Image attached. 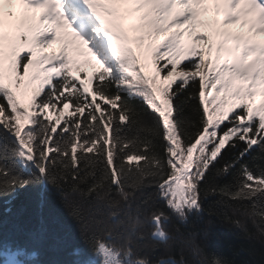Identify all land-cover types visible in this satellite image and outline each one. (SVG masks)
I'll use <instances>...</instances> for the list:
<instances>
[{"label":"snow or ice","instance_id":"obj_1","mask_svg":"<svg viewBox=\"0 0 264 264\" xmlns=\"http://www.w3.org/2000/svg\"><path fill=\"white\" fill-rule=\"evenodd\" d=\"M257 37L264 0H0V264H264Z\"/></svg>","mask_w":264,"mask_h":264},{"label":"trees","instance_id":"obj_2","mask_svg":"<svg viewBox=\"0 0 264 264\" xmlns=\"http://www.w3.org/2000/svg\"><path fill=\"white\" fill-rule=\"evenodd\" d=\"M182 67V65H181ZM179 70V69H178ZM175 87V85L173 86ZM97 102L100 103L99 99H97ZM71 111V109L69 110ZM85 114H87V109L85 110ZM63 124V121H61V125ZM59 131V129H58ZM78 150V155H79ZM262 154L257 149L256 152H253L249 159V163H253L252 157H259ZM257 163L260 161L257 160ZM231 179L230 176L224 177V181H227ZM147 191L155 193V188H149ZM36 192L34 189H24L19 194L18 197L13 201L12 205L10 207L12 208L11 213L7 211V207H9L6 204L0 203V218H2L5 221L8 222H19L21 224L26 225L27 227H32L36 225V220L34 217V207H35V201H36ZM218 199V197L209 195L208 199L205 202V207L208 210H214L215 209V200ZM160 207H163V201L159 202ZM53 208L55 210V215L57 218V224L55 227L57 230L62 234H71L73 238H76L78 242V236L75 233V230L70 227L69 222L66 217V213L64 210L60 207L59 201L53 199ZM232 211V210H229ZM236 216H239V213H235ZM215 219V217H213ZM241 219H245L246 223L249 227H252L251 222L247 221V218L241 217ZM204 220H208V216L205 215ZM198 226H202L201 222H198ZM166 227H169V225H166ZM211 238L210 239H204L203 236L200 237L201 241L204 243L206 247H208L210 250H214L217 252H221L225 255L232 256L233 255V249L230 247V245L233 244H239L240 241L236 239V237L233 235V232L230 231L227 227L222 226L221 224L217 223L212 226L211 228ZM187 251V249H186ZM152 258L155 259L156 254L152 253ZM246 253H242L240 256L235 257L237 260L242 259ZM191 259H195L194 257H191Z\"/></svg>","mask_w":264,"mask_h":264},{"label":"rangeland","instance_id":"obj_3","mask_svg":"<svg viewBox=\"0 0 264 264\" xmlns=\"http://www.w3.org/2000/svg\"><path fill=\"white\" fill-rule=\"evenodd\" d=\"M246 33V32H245ZM245 33H241V34H245ZM257 38H259V39H264V37H257Z\"/></svg>","mask_w":264,"mask_h":264}]
</instances>
